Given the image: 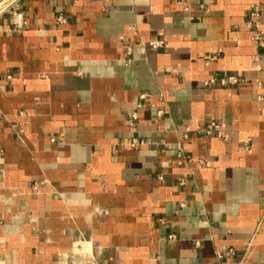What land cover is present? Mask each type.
Masks as SVG:
<instances>
[{
	"label": "crops",
	"instance_id": "crops-1",
	"mask_svg": "<svg viewBox=\"0 0 264 264\" xmlns=\"http://www.w3.org/2000/svg\"><path fill=\"white\" fill-rule=\"evenodd\" d=\"M229 249L264 264V0H0V264Z\"/></svg>",
	"mask_w": 264,
	"mask_h": 264
},
{
	"label": "built area",
	"instance_id": "built-area-1",
	"mask_svg": "<svg viewBox=\"0 0 264 264\" xmlns=\"http://www.w3.org/2000/svg\"><path fill=\"white\" fill-rule=\"evenodd\" d=\"M252 16H255L256 15V12L255 10L252 11L251 13ZM57 20L59 22H64V18L62 16H58L57 17ZM11 22L15 28V30L19 31V30H22L23 26H24V19L22 17V14L21 13H18V12H13L12 14V18H11ZM162 41L161 40H151V41H148V45L152 48H157V47H161L162 45ZM127 51L129 52L130 51V47L127 46L126 47ZM219 82L220 84H226V83H236L238 81V78L234 77V76H228L226 78H220V79H210L208 81H206L205 83H214V82ZM146 97V94H140L139 95V98L142 100ZM157 113H160V111H158ZM133 117H135V115H132ZM197 132L198 133H202V134H205V135H208V136H216V137H222L223 135V127L222 125L217 122V121H209L207 122L205 125L203 126H200L197 128ZM186 136V134H184V137ZM178 158L179 159H183L184 158V155L182 153H178ZM183 183V180L180 179L179 180V184H182ZM234 254V251L232 249H229L227 250L225 253H217V262L214 263V264H220V261L222 260V258L225 256V255H233Z\"/></svg>",
	"mask_w": 264,
	"mask_h": 264
}]
</instances>
